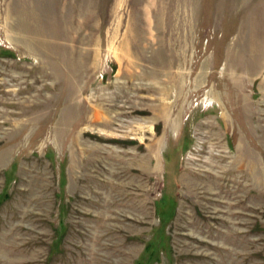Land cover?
Masks as SVG:
<instances>
[{
    "label": "rangeland",
    "instance_id": "374dc122",
    "mask_svg": "<svg viewBox=\"0 0 264 264\" xmlns=\"http://www.w3.org/2000/svg\"><path fill=\"white\" fill-rule=\"evenodd\" d=\"M0 264H264V0H0Z\"/></svg>",
    "mask_w": 264,
    "mask_h": 264
},
{
    "label": "bare ground",
    "instance_id": "6f19581e",
    "mask_svg": "<svg viewBox=\"0 0 264 264\" xmlns=\"http://www.w3.org/2000/svg\"><path fill=\"white\" fill-rule=\"evenodd\" d=\"M246 170H247V168H246ZM246 170L245 169H243V171H244V173L246 172ZM250 174V173H249ZM211 176V175H210ZM213 179H215V180H219V179H217L218 178V176L216 177V176H211ZM216 183V182H215ZM247 188V187H246Z\"/></svg>",
    "mask_w": 264,
    "mask_h": 264
}]
</instances>
